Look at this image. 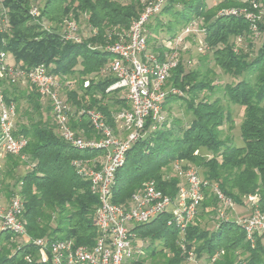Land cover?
Wrapping results in <instances>:
<instances>
[{
  "label": "trees",
  "instance_id": "obj_1",
  "mask_svg": "<svg viewBox=\"0 0 264 264\" xmlns=\"http://www.w3.org/2000/svg\"><path fill=\"white\" fill-rule=\"evenodd\" d=\"M257 1L264 8V0ZM30 4V0H0V53L13 57L14 64L26 70L46 66L61 81L64 96L76 113L100 111L115 128L116 114L129 105L125 96H117L125 95L123 90L108 91L117 79L108 72L113 55L106 47L128 32L142 12L141 0H46L39 20L30 14ZM244 6L247 4L241 0H225L215 8H208L206 0H169L147 25L149 50L163 54L167 49L162 37L174 40L187 26L202 23L204 44L215 65L241 79L224 86V98L206 96L196 103L203 92L216 93L213 72L203 70L209 57L202 58L201 65L192 71L180 60L167 87L181 90L188 100L169 94L163 109L167 111L172 102L185 100L194 120L186 127L180 120H166L128 151L125 164L116 173L114 203L126 204L150 180L166 195L175 196L179 180L166 177L172 174V164L180 160L202 170L200 175L218 184L239 205L247 196L258 195L264 212V43L255 57L251 50L235 52L232 40L239 36L245 37L252 49L250 24L244 17L218 16L222 8ZM84 14L96 33L80 43L64 40L61 33L65 22L78 21ZM167 16L169 20L164 18ZM42 20L50 24L49 30ZM259 29L264 35V25ZM71 78L78 85L75 90H71L75 83ZM4 92L6 100L17 108L15 135L25 138L27 146L20 156H5L0 168V194L9 202L21 198L29 239L0 231V264H54L51 258L46 263L41 261L34 243L37 239L73 240L76 246L93 248L99 236L95 214L100 201L91 191L90 181L77 174L73 163L101 159L105 151L78 150L66 143L58 133L50 102L33 85L5 84ZM224 99L244 108L243 146L222 136L223 126L231 121ZM42 100L48 102L47 107ZM75 115L70 119L71 127L93 137L87 115ZM204 151L212 157H205ZM216 205L215 198L208 195L203 220L214 213ZM169 220V215H161L131 230L136 241L149 244L128 264H187L178 246L179 232L168 225ZM186 238L188 248L199 257L225 250L218 264H264L261 240L252 249L245 232L232 221L223 222L217 230L203 224L190 227ZM240 255L243 261L238 260Z\"/></svg>",
  "mask_w": 264,
  "mask_h": 264
},
{
  "label": "built area",
  "instance_id": "obj_2",
  "mask_svg": "<svg viewBox=\"0 0 264 264\" xmlns=\"http://www.w3.org/2000/svg\"><path fill=\"white\" fill-rule=\"evenodd\" d=\"M30 1V14L39 20L42 17L41 4L38 0ZM168 1L141 0L142 12L133 20L128 32L106 47L113 55L108 72L117 79L108 91L123 90L129 105V109H122L115 116L124 135L117 133L100 111L91 109L76 113L63 95L61 81L50 74L46 66L26 70L10 64L9 55L0 53V168L6 155L20 156L27 146L25 138L15 135L17 108L15 103L6 100L5 84L33 85L50 102L58 133L66 143L78 150L105 151L101 159L76 160L73 163L77 174L90 181L91 191L99 197L95 214L99 236L95 246H76L73 240H34L44 263L51 258L54 264H128L135 255L143 254V249L135 245L136 238L131 230L136 225L150 223L167 214L170 216L168 225L179 232L178 246L187 264H218L226 255L225 250H218L212 256L199 257L188 248L186 238L190 227L203 224L201 214L208 195H212L217 204L214 213L207 217L213 223L212 229H219L223 222H234L245 232L246 241L252 249L261 240L264 258V212L260 209L259 196L249 195L239 205L218 184L204 178L198 170L183 161H175L171 166L172 174L166 177L179 180L175 196L166 195L155 181L150 180L126 204L113 202L116 173L125 164L128 151L144 139L148 132L166 122L163 104L170 92L178 94L176 88L170 90L167 87V82L181 60L180 51L186 47L188 38L198 32L204 33L198 23H193L184 28L174 40L162 41L163 47L167 49L163 54L149 50L147 25L162 12ZM251 7L258 9L260 3L251 0ZM244 11L248 12L246 9L227 13L241 15ZM84 16L88 17L87 14ZM4 21L7 25L8 21ZM41 24L47 30L51 27L46 20H42ZM194 26H198V30ZM252 26L255 32L259 28L256 22ZM91 33H96V30ZM61 34L66 41L80 43L83 40L75 19L65 22ZM88 85L86 81L84 86ZM75 114L87 115L94 130L93 137H87L83 131H75L71 127L70 119ZM148 125L149 129H146ZM22 158L26 159L24 156ZM23 208V202L18 196L7 207L0 206V231H9L29 239L23 221ZM238 208L245 211H237ZM238 260L243 261L244 258L240 255Z\"/></svg>",
  "mask_w": 264,
  "mask_h": 264
},
{
  "label": "rangeland",
  "instance_id": "obj_3",
  "mask_svg": "<svg viewBox=\"0 0 264 264\" xmlns=\"http://www.w3.org/2000/svg\"><path fill=\"white\" fill-rule=\"evenodd\" d=\"M41 4V6L44 4L46 0H38ZM121 2L128 3L130 0H119ZM225 0H206V4L208 8H215L218 5H220L222 2ZM244 1V3L247 4V6L244 7H227V8H222L218 12V16H223L221 14H226L224 16H234V17H244V19L250 24V29L251 32H253V47L252 49L249 48L248 41L245 39L243 36L236 37L232 40L234 44V50L235 52H239L241 49L244 50L245 52H248L251 50L252 57H255L259 48L263 45L264 43V35L261 33V30L258 28V30L255 32L253 22H256L257 27L264 25V8L260 7L258 9H255L251 7V0H241ZM248 10V12L244 11L241 13V15H230L232 10ZM252 17V19L247 17ZM167 20L170 18L164 17ZM154 21V20H153ZM79 25V31L82 36V38H87L90 37L92 34V28L88 23V17H85L84 15L80 17V19L77 21ZM200 26H203L202 23H199ZM198 30V26H194ZM201 28V27H200ZM161 40H164V37L161 38ZM185 48L180 51L181 53V60L184 62L186 65L187 70L192 71L199 67L201 65V59L209 57L208 61L205 64V69H209L213 72L214 74V81L212 82V85L216 86L214 87L215 94L212 95L209 92L205 91L203 92L195 101L196 103L203 100L206 96L212 98V100L216 99L217 97L224 98L223 96V90L224 86L226 84L230 83H236L237 80H240L241 78H233L230 75L225 74L218 66L215 65L214 61L212 60V54H209V48L205 47L204 44V34L202 32L195 33L194 36L190 37L187 39V42L185 43ZM9 61L14 60L11 56L8 58ZM72 82V78L69 79ZM69 81V82H70ZM71 84V90H75L78 88V85L76 81L73 80ZM85 83V82H84ZM170 90H173V87L170 88ZM178 90V94L173 95V96H178L182 98H188V96L182 92L181 90ZM66 94V92L63 90V95ZM118 97H122L123 94L119 93L117 95ZM188 100V99H187ZM190 100V99H189ZM224 103L226 107L230 110V116H231V121L226 123L222 130V136L224 139L229 138L231 142L237 146H243L244 142L241 138V124L244 120V108L238 105L234 104H228V101L224 99ZM165 112V117L168 122L175 121V120H180L182 122V127H186L189 125L191 120H194L193 115L191 113H188L187 111V102L185 100H177L171 103L169 110L164 111ZM205 157L210 159L212 157V154L209 152L204 151ZM184 164H186L184 162ZM197 169V168H196ZM199 173L201 174L202 170L198 169ZM237 211H245L243 208H238ZM213 223L208 221L207 219L204 220L203 222V227H207L212 229ZM136 244L138 247H146L149 243L142 242L141 240H137Z\"/></svg>",
  "mask_w": 264,
  "mask_h": 264
},
{
  "label": "crops",
  "instance_id": "obj_4",
  "mask_svg": "<svg viewBox=\"0 0 264 264\" xmlns=\"http://www.w3.org/2000/svg\"><path fill=\"white\" fill-rule=\"evenodd\" d=\"M9 57H10V56H9ZM12 58H13V57H12ZM8 62H9L10 64H14V63H15L14 60L9 61V59H8ZM123 96H125V95H123ZM42 105H43V107L45 108V107L48 106V102H47L46 100H42ZM50 117H52V114H50ZM115 130L117 131V133H119V134H123V130H122L121 124L118 123V122H116ZM123 135H124V134H123ZM9 203H10V202L6 200L5 196H4L3 194H0V206H1V207H7V206L9 205Z\"/></svg>",
  "mask_w": 264,
  "mask_h": 264
}]
</instances>
